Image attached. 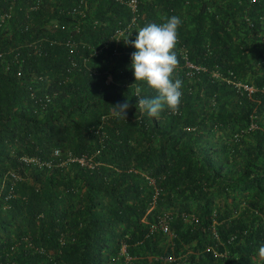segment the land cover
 Returning a JSON list of instances; mask_svg holds the SVG:
<instances>
[{
    "label": "trees",
    "instance_id": "1",
    "mask_svg": "<svg viewBox=\"0 0 264 264\" xmlns=\"http://www.w3.org/2000/svg\"><path fill=\"white\" fill-rule=\"evenodd\" d=\"M173 15L181 103L152 118L124 38ZM261 249L264 0H0V264H264Z\"/></svg>",
    "mask_w": 264,
    "mask_h": 264
},
{
    "label": "clouds",
    "instance_id": "2",
    "mask_svg": "<svg viewBox=\"0 0 264 264\" xmlns=\"http://www.w3.org/2000/svg\"><path fill=\"white\" fill-rule=\"evenodd\" d=\"M181 20L178 16L166 18V22L157 24L149 23L136 31L135 39L126 44H131L135 51L131 54V64L134 76V93L136 97V110L152 118H158L165 109L176 113L181 103L180 79H173V73L179 64L175 51L178 43V29ZM143 86V87H142ZM153 91L151 98L141 95L142 92ZM131 107L127 99L122 103L112 105V113L116 118L126 121V116ZM264 253V249H261Z\"/></svg>",
    "mask_w": 264,
    "mask_h": 264
},
{
    "label": "built area",
    "instance_id": "3",
    "mask_svg": "<svg viewBox=\"0 0 264 264\" xmlns=\"http://www.w3.org/2000/svg\"><path fill=\"white\" fill-rule=\"evenodd\" d=\"M118 1L126 3L128 5V7H129L131 13L133 14V12L135 11L136 0H118ZM182 56L185 58V54H182ZM185 65H186V67L188 68V70L190 72H192L194 69L198 68V66H196L195 64L189 62L186 58H185ZM234 84H235V86H238L239 88H243L247 92H250L252 90V87L250 85H246V84L240 83L238 81H236ZM53 153L54 154H59L60 151L57 150V149H54ZM64 157L65 158L63 159V161L76 160V161L81 162V163L83 162L82 157L72 156L69 153H66V155ZM28 159H32V158H28ZM162 227L164 228L165 226L163 225ZM121 251L124 252L123 248H121ZM125 258L127 259L128 255H126Z\"/></svg>",
    "mask_w": 264,
    "mask_h": 264
}]
</instances>
